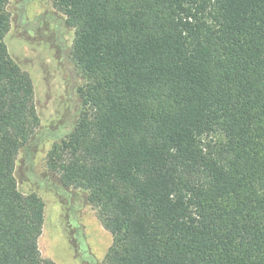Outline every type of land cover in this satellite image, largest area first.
Here are the masks:
<instances>
[{
    "label": "trees",
    "instance_id": "16d2710c",
    "mask_svg": "<svg viewBox=\"0 0 264 264\" xmlns=\"http://www.w3.org/2000/svg\"><path fill=\"white\" fill-rule=\"evenodd\" d=\"M84 83L47 172L86 194L106 264H264V0H57ZM0 0V264H54L18 189L40 117Z\"/></svg>",
    "mask_w": 264,
    "mask_h": 264
},
{
    "label": "rangeland",
    "instance_id": "374dc122",
    "mask_svg": "<svg viewBox=\"0 0 264 264\" xmlns=\"http://www.w3.org/2000/svg\"><path fill=\"white\" fill-rule=\"evenodd\" d=\"M6 9L9 29L3 41L12 60L32 79L40 117L15 166L18 189L37 193L45 203L40 253L54 264H106L112 235L86 194L63 187L46 169L47 152L71 132L81 112L77 90L84 80L70 59L74 30L57 0H8Z\"/></svg>",
    "mask_w": 264,
    "mask_h": 264
}]
</instances>
